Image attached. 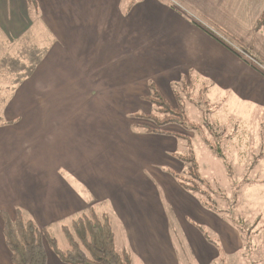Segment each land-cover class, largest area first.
<instances>
[{
  "label": "crops",
  "instance_id": "crops-1",
  "mask_svg": "<svg viewBox=\"0 0 264 264\" xmlns=\"http://www.w3.org/2000/svg\"><path fill=\"white\" fill-rule=\"evenodd\" d=\"M180 1H35L49 41L33 47L37 63L0 111V264H13L4 217L18 209L45 229L87 212L108 215L112 228L118 218L124 236L118 245L114 232L115 245L132 264H221L245 253L237 221L177 178L186 169L170 155L178 137L146 130L154 108L146 96L154 82L178 107L173 85L198 83L226 94L221 106L233 122L264 123V72L196 23L219 26L264 65V34L255 30L264 0ZM6 3L28 16L27 0ZM27 21L13 20V41L30 35ZM47 264L69 263L47 248Z\"/></svg>",
  "mask_w": 264,
  "mask_h": 264
},
{
  "label": "rangeland",
  "instance_id": "rangeland-1",
  "mask_svg": "<svg viewBox=\"0 0 264 264\" xmlns=\"http://www.w3.org/2000/svg\"><path fill=\"white\" fill-rule=\"evenodd\" d=\"M161 1L170 2V0ZM173 1L179 5L182 3L180 0ZM12 6L13 4H7L6 0H0V42L2 44V50H0V111L12 93L15 83L20 81L21 74L29 72L37 63L41 52L33 47L46 46L49 41L43 26L38 25L39 9L35 2L29 4L28 16L33 20L30 35L24 36L18 42L13 41L11 31L16 26L13 20H16L18 26L24 27L28 22V16L18 5H16V12H13ZM30 45L33 46L30 48L28 47ZM5 46L11 48L6 54L3 52ZM253 60H258L251 56V66L256 68ZM256 69L259 70V68ZM201 87L204 86L198 83L192 86H185L183 83L173 85L174 96L176 94L178 104L187 114L190 124L197 126L196 129H185L178 123L159 126L152 120L149 121L150 119L146 122H150L152 127L161 130L172 129L182 132L178 137L177 151L174 152L176 154L173 156L170 153L172 157L187 164L185 172L180 175L185 176L188 168V163L180 157L194 155L195 169H197L195 174L199 175L201 180L194 178L195 174L189 173L185 181L194 180L190 183L197 184L195 189L198 191L195 190V192L202 196L200 198L206 208L220 213L224 218L237 221L240 226L246 242L245 253L241 251L232 256H226L227 259L221 261V264H264V123L255 122L254 124L249 121L237 124L233 122L230 114H227L228 110L221 106L226 94L212 88L209 91H201ZM209 96H213L212 100ZM232 102L230 98L227 104H232ZM227 108L229 109L230 106L228 105ZM252 125L255 129H251L250 132L244 128ZM240 126H243V129L239 128ZM134 127L140 129L137 125ZM242 181L247 182L246 186H250L253 182H256V185L251 188L245 186L241 188L239 183ZM244 189H251V191L246 193ZM99 211L103 210L99 207ZM112 220L114 232L118 235L117 244L120 245L124 231L118 218ZM70 222L47 227L49 235L55 237L58 247L62 249L70 247L68 233L62 227L63 224L67 225ZM208 230L213 235L211 229L208 228ZM117 249L121 251L120 246ZM183 264L196 263L186 260Z\"/></svg>",
  "mask_w": 264,
  "mask_h": 264
},
{
  "label": "trees",
  "instance_id": "trees-1",
  "mask_svg": "<svg viewBox=\"0 0 264 264\" xmlns=\"http://www.w3.org/2000/svg\"><path fill=\"white\" fill-rule=\"evenodd\" d=\"M35 1L27 0L29 4ZM196 23L230 48L249 65H252L248 55H253L243 43L210 21L206 20L204 23L198 21ZM255 30L264 34V12L257 21ZM221 36L226 38L236 48ZM254 58L256 59V57ZM149 89L150 92L146 98L153 104L154 108L156 107V110L153 108L150 113L145 114L147 119L152 120L159 126L178 123L185 129L197 128L196 125L190 124L188 116L181 105L179 104L178 107H173L154 82H150ZM146 130L149 132L160 131L161 133L176 135L177 137L180 135L173 131L161 130L152 126H148ZM180 158L188 163V168L185 176L176 174L177 178L187 189L198 191L195 189L197 184L190 183H193L194 180L187 179L185 181L189 173H193L194 175L195 170H197L195 169L196 160L194 155L181 156ZM194 176L196 179L200 178L199 175L195 174ZM4 222V235L7 245L12 252L13 264H47V246L63 262L69 264H132L129 252H122L116 248L112 222L106 214L83 213L73 218L70 224L64 225L63 229L68 233L70 241V247L67 249L58 247L55 237L50 236L47 229L40 228L21 209H18L17 216L14 220L4 217Z\"/></svg>",
  "mask_w": 264,
  "mask_h": 264
},
{
  "label": "built area",
  "instance_id": "built-area-1",
  "mask_svg": "<svg viewBox=\"0 0 264 264\" xmlns=\"http://www.w3.org/2000/svg\"><path fill=\"white\" fill-rule=\"evenodd\" d=\"M225 41L227 40L226 38H224L223 36H221ZM228 41V40H227ZM229 43V41H228ZM230 45H233L231 43H229ZM234 46V45H233ZM236 48V46H234ZM244 54H246L245 52H242ZM247 56V55H246ZM248 57L251 59V56L248 55ZM254 65H256L255 67L259 68L261 71L264 72V65L262 63H260L259 61L253 60Z\"/></svg>",
  "mask_w": 264,
  "mask_h": 264
}]
</instances>
